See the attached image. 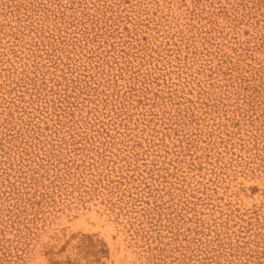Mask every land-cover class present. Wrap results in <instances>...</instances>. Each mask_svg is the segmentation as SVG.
<instances>
[{
    "label": "rangeland",
    "instance_id": "374dc122",
    "mask_svg": "<svg viewBox=\"0 0 264 264\" xmlns=\"http://www.w3.org/2000/svg\"><path fill=\"white\" fill-rule=\"evenodd\" d=\"M0 264H264V0H0Z\"/></svg>",
    "mask_w": 264,
    "mask_h": 264
}]
</instances>
